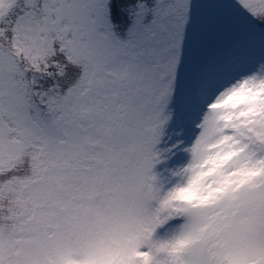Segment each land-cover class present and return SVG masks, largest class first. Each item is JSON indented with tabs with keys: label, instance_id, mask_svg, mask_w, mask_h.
Here are the masks:
<instances>
[{
	"label": "snow or ice",
	"instance_id": "snow-or-ice-1",
	"mask_svg": "<svg viewBox=\"0 0 264 264\" xmlns=\"http://www.w3.org/2000/svg\"><path fill=\"white\" fill-rule=\"evenodd\" d=\"M0 264H264V0H0Z\"/></svg>",
	"mask_w": 264,
	"mask_h": 264
}]
</instances>
